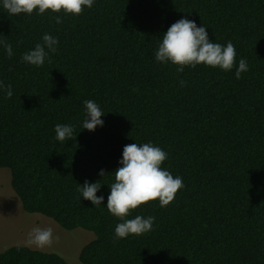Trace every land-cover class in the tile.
Instances as JSON below:
<instances>
[{"label": "trees", "instance_id": "1", "mask_svg": "<svg viewBox=\"0 0 264 264\" xmlns=\"http://www.w3.org/2000/svg\"><path fill=\"white\" fill-rule=\"evenodd\" d=\"M181 18L214 43L231 41L248 71L237 79L235 67L157 62ZM45 34L58 39L56 53L41 67L22 62ZM0 83V168L26 213L94 234L80 264H264V0H94L79 16H9L0 0ZM85 100L104 113L95 131L82 127ZM57 124L73 138L57 140ZM132 143L163 149L162 168L184 187L166 208L156 200L127 217H155L150 232L114 240L109 185ZM85 181L102 185L104 203L83 199ZM0 264L70 263L14 245Z\"/></svg>", "mask_w": 264, "mask_h": 264}, {"label": "clouds", "instance_id": "2", "mask_svg": "<svg viewBox=\"0 0 264 264\" xmlns=\"http://www.w3.org/2000/svg\"><path fill=\"white\" fill-rule=\"evenodd\" d=\"M94 0H3V8L9 16L37 12L43 16L48 13H63L65 15L79 16L85 7L92 8ZM56 23H62L59 15L55 16ZM57 38L49 34L43 36V43H38L34 50L26 52L22 56V62L36 67L43 66L45 59L49 58V52L56 53ZM4 47L9 58L12 57V46L5 43ZM47 49L48 51H46ZM236 49L231 41L226 46L214 43L204 26H197L194 20L181 18L173 23L163 34L155 57L157 62L168 63L177 66L178 72H183L185 66L195 68L197 65H205L212 68L219 67L223 71H231L236 68V78L248 71L245 59H240L236 65ZM184 84V81H181ZM2 87V83H0ZM7 98L13 95L12 86L6 89ZM85 119L83 129L95 131L97 126H103L101 119L104 113L100 106L93 100H85ZM55 138L60 142L73 138L74 128L70 125L57 124ZM168 154L158 146L151 143H132L124 146L122 159L114 174V182L109 185L110 194L107 197V209L121 222L115 228L114 240L127 238L129 235H142L150 232L155 222V217L147 218L137 215L133 219L127 217L133 210L141 205L158 200L162 208H166L175 199L176 194L184 187L181 177H174L169 171L162 168ZM99 175L105 177V170L101 169ZM99 182L85 181L78 189L83 199L91 201L99 206L104 203L103 196H97L101 189ZM54 229L52 227H34L28 233L27 244L44 249L54 243Z\"/></svg>", "mask_w": 264, "mask_h": 264}, {"label": "rangeland", "instance_id": "3", "mask_svg": "<svg viewBox=\"0 0 264 264\" xmlns=\"http://www.w3.org/2000/svg\"><path fill=\"white\" fill-rule=\"evenodd\" d=\"M49 226L54 229V237H58L51 247L39 249L27 244L28 233L34 227ZM93 239L92 232L83 229L67 231L44 216L26 213L11 188L9 170L0 168V252L14 245H25L60 254L70 264H80V251Z\"/></svg>", "mask_w": 264, "mask_h": 264}]
</instances>
